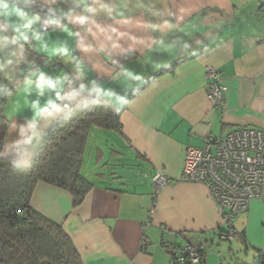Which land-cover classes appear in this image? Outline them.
Masks as SVG:
<instances>
[{
  "label": "crops",
  "instance_id": "0c3cea01",
  "mask_svg": "<svg viewBox=\"0 0 264 264\" xmlns=\"http://www.w3.org/2000/svg\"><path fill=\"white\" fill-rule=\"evenodd\" d=\"M64 4L50 9L49 15L75 28L80 43L92 44L116 65L127 64L143 74V80L121 85L126 96L153 73L180 62L129 98L119 115L121 134L115 133L121 143L118 149L99 146L97 131L90 130L82 172L94 185L77 207L68 191L45 182L36 184L31 206L62 226L82 264H174L173 251L188 243L201 247L200 264L261 261L264 195L250 200L247 210L235 216L233 226L239 234L227 240L221 214L206 187L181 181L180 175L187 147L219 140L234 127L264 129V0H64ZM78 17L86 18L84 24L75 22ZM161 21L171 27L159 33L149 27ZM41 37L46 52L55 57L53 41L44 33ZM156 39L169 43L157 46ZM44 54L37 53V58ZM89 62L106 75L116 70L96 53ZM208 65L226 87L217 106L206 96ZM37 91L33 85L18 88L3 106L8 128L0 156L19 164L31 153L28 137L43 129L51 114L50 109L33 117L34 129L22 123L31 115L30 99ZM43 91L47 95V89ZM57 121L44 130L43 138ZM157 170L170 181L157 194L151 212Z\"/></svg>",
  "mask_w": 264,
  "mask_h": 264
},
{
  "label": "clouds",
  "instance_id": "9594fccd",
  "mask_svg": "<svg viewBox=\"0 0 264 264\" xmlns=\"http://www.w3.org/2000/svg\"><path fill=\"white\" fill-rule=\"evenodd\" d=\"M64 7V0H0V93L11 96L18 88L24 89L28 85L38 90L30 99L31 115L22 121L29 128H36L32 123L33 117L38 118L51 109L43 129L32 131L28 137L32 150L26 159L20 161L25 168L31 165L44 130L52 123L64 116L69 118L77 110L96 106L118 114L127 101L121 85H133L144 79L139 70L127 64L120 67L92 44L80 43L75 28L70 24L66 27L67 21L56 20L49 15L50 9ZM84 9L87 11L86 5ZM85 19L78 17L75 22L84 24ZM149 27L159 33L161 28L171 25L161 21ZM41 33L45 34V39L53 41L50 47L55 57L52 52H46L44 43H41ZM134 42L140 41L134 39ZM167 43V40H155L157 46ZM112 47L115 48L116 44ZM37 53L45 54L37 58ZM93 53L99 55L104 64L116 65V70L111 75L97 72L89 62ZM10 70L14 71L13 76L7 75ZM44 89H47V95Z\"/></svg>",
  "mask_w": 264,
  "mask_h": 264
},
{
  "label": "trees",
  "instance_id": "16d2710c",
  "mask_svg": "<svg viewBox=\"0 0 264 264\" xmlns=\"http://www.w3.org/2000/svg\"><path fill=\"white\" fill-rule=\"evenodd\" d=\"M179 62L142 81L127 96V101L159 74L172 71ZM6 98L4 94L0 98V147L8 128L3 115ZM127 101L118 114L96 106L77 110L69 118L61 117L44 136L27 168L12 157L0 156V264H82L62 226L35 210L31 197L36 184L45 182L68 191L73 207H77L94 185L82 172L90 130L98 128L120 135L119 115Z\"/></svg>",
  "mask_w": 264,
  "mask_h": 264
},
{
  "label": "built area",
  "instance_id": "2783aa9c",
  "mask_svg": "<svg viewBox=\"0 0 264 264\" xmlns=\"http://www.w3.org/2000/svg\"><path fill=\"white\" fill-rule=\"evenodd\" d=\"M53 19L62 21L59 17ZM206 70V96L212 105L222 102L226 87L216 70ZM180 180L204 185L218 207L225 227L223 238L233 239L237 234L233 226L236 215L245 212L250 200L264 195V129L239 126L227 131L219 140L208 139L202 147H187ZM170 178L161 170L153 177V211L157 194ZM202 249L191 243L173 251L174 264H200ZM264 264V253L261 261Z\"/></svg>",
  "mask_w": 264,
  "mask_h": 264
},
{
  "label": "rangeland",
  "instance_id": "374dc122",
  "mask_svg": "<svg viewBox=\"0 0 264 264\" xmlns=\"http://www.w3.org/2000/svg\"><path fill=\"white\" fill-rule=\"evenodd\" d=\"M94 130L93 131H97L96 133V137H97V140H98V144H99V146H102L103 145V147L106 149V150H108V148H107V146L109 147V148H114V149H118V146L121 144L120 143V138H119V136H117L114 132H110V131H105V130H101V129H98V128H93ZM113 137H116V139H117V141L119 142V143H117V141L115 142V141H112L113 140ZM105 140V141H104ZM107 140V141H106ZM104 141V142H103ZM101 144V145H100ZM102 148V147H101ZM91 159H93V154L91 155ZM107 160V159H106ZM111 162H113V161H111ZM93 165V164H92ZM112 166H114V165H112ZM112 166H110V168H117L116 166H114V167H112ZM99 169L102 167H104V165L103 164H101V165H99V166H97ZM109 170H111V169H109ZM228 242H225V245H227L228 246ZM238 254V253H237Z\"/></svg>",
  "mask_w": 264,
  "mask_h": 264
},
{
  "label": "water",
  "instance_id": "95a60500",
  "mask_svg": "<svg viewBox=\"0 0 264 264\" xmlns=\"http://www.w3.org/2000/svg\"><path fill=\"white\" fill-rule=\"evenodd\" d=\"M241 264H243V263H241Z\"/></svg>",
  "mask_w": 264,
  "mask_h": 264
}]
</instances>
